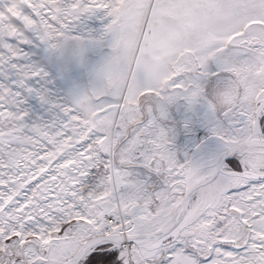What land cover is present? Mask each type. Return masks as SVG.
<instances>
[{
  "label": "snow or ice",
  "instance_id": "6c2138e0",
  "mask_svg": "<svg viewBox=\"0 0 264 264\" xmlns=\"http://www.w3.org/2000/svg\"><path fill=\"white\" fill-rule=\"evenodd\" d=\"M0 264H264V0H0Z\"/></svg>",
  "mask_w": 264,
  "mask_h": 264
}]
</instances>
